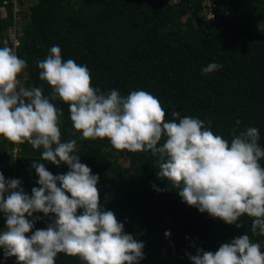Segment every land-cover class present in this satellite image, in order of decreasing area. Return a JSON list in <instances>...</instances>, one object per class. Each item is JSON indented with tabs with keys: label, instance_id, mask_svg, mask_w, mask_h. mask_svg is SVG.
Masks as SVG:
<instances>
[{
	"label": "trees",
	"instance_id": "16d2710c",
	"mask_svg": "<svg viewBox=\"0 0 264 264\" xmlns=\"http://www.w3.org/2000/svg\"><path fill=\"white\" fill-rule=\"evenodd\" d=\"M29 1L27 11H20V35L13 45L4 35L16 25L12 0H0L6 15H0V47L14 48L27 62L19 74L21 86L41 87L44 95L50 86L39 79L37 62L46 58L53 45L61 48L63 60L73 59L86 65L91 74V86L100 92L118 90L122 96L144 90L154 95L166 112L181 117L191 116L212 123L210 130L231 141V130L241 123L259 129L260 145L264 148V40H248L235 35L227 26L206 19L201 11L206 3L219 6L223 16L235 28L264 31V0H18ZM223 67L202 75L209 63ZM62 110L61 140L77 141L80 162L99 176L97 184L100 204L115 213L124 223V231L143 242L144 259L140 264H192L188 254L197 249L215 252L222 243L248 234L261 245L264 236L251 233L252 218H240V228L227 225L208 213L182 202L178 190L157 178L156 157L150 152H128L114 149L107 138L81 139L73 135L69 107L63 101H53ZM163 142V141H162ZM0 137V172L5 179L11 165L13 178L31 195L38 176L33 160H40L53 175L66 174L67 165L59 167L42 161L43 149H33L28 143L13 146ZM115 156H126L128 166ZM264 166V160L260 161ZM59 186V185H58ZM155 186V187H154ZM160 189L161 191H158ZM70 196V193H66ZM82 210H78L79 212ZM34 228H46L50 218L36 213ZM6 224L0 213V231ZM167 237L170 252H163ZM31 235V233L27 234ZM161 254L166 255L165 258ZM16 264V260L14 261ZM55 264H83L78 257L58 253Z\"/></svg>",
	"mask_w": 264,
	"mask_h": 264
},
{
	"label": "clouds",
	"instance_id": "9594fccd",
	"mask_svg": "<svg viewBox=\"0 0 264 264\" xmlns=\"http://www.w3.org/2000/svg\"><path fill=\"white\" fill-rule=\"evenodd\" d=\"M37 66L39 79L51 88L49 95L41 87L21 86L18 76L27 62L12 48L0 47V137L42 148V161L57 167L64 164L69 170L53 175L44 163L33 160L39 187H33L31 195L20 179H5L0 172V213L6 221L0 248L5 259L15 257L16 264H55L58 253L78 257L83 264H140L144 259V243L126 233L115 213L101 206L99 176L74 154L77 141L62 142L63 113L53 103L57 99L69 107L73 135L107 138L118 151L150 152L157 158V178L178 190L182 202L237 228L247 215L252 218L251 233L264 236V166L260 163L264 148L258 128L238 130L237 120L229 142L210 130V120L206 126L205 121L181 117L177 111L166 120L160 101L144 90L122 96L116 89L103 93L93 88L87 66L63 60L58 45ZM222 67L209 63L201 73ZM78 210L82 211L78 214ZM36 213L51 222L32 231L38 217H28ZM188 257L192 264H264L261 245L248 234L222 243L215 252L199 248Z\"/></svg>",
	"mask_w": 264,
	"mask_h": 264
},
{
	"label": "rangeland",
	"instance_id": "374dc122",
	"mask_svg": "<svg viewBox=\"0 0 264 264\" xmlns=\"http://www.w3.org/2000/svg\"><path fill=\"white\" fill-rule=\"evenodd\" d=\"M168 2H174V1H177V0H167ZM29 4H30V2L29 1H26V4H24L23 5V8L27 11L28 10V7H29ZM21 8H18V10H20ZM210 11H211V8L208 6V3H206L205 5H204V7H203V10L201 11V13H202V15L206 18V19H211L212 18V14L210 13ZM0 15L1 16H5L6 15V10H5V8L4 7H2V8H0ZM14 28L15 27H12V28H9V29H7V30H5V32H6V34H10L11 35V42L13 43V45H17V43H18V39L15 37V35H14V33H13V31H14ZM17 35H20V32H18V34ZM10 37V36H9ZM13 51H14V48H13ZM20 82H25V79L24 78H20V79H18ZM19 147V144H15L14 146H13V154H15V152H16V149ZM109 156L111 157V158H116V160L121 164V165H123V166H128V164H129V159L126 157V156H120V155H117V156H115V154H109ZM11 165L9 164V165H6L5 166V170H7V174H9V179L10 178H13V177H11L10 176V174H11ZM4 227H5V224L3 225V227L1 228V231H3V229H4ZM163 239H165L166 240V242L168 241V238L164 235L163 236ZM169 242H167L166 243V247H165V250L163 251V252H165V254L167 253V252H170L169 251ZM162 255V257L163 258H165L166 257V255H164V254H161ZM14 261H15V257H9V258H7V259H5L4 258V256H3V249L2 248H0V264H14Z\"/></svg>",
	"mask_w": 264,
	"mask_h": 264
},
{
	"label": "water",
	"instance_id": "95a60500",
	"mask_svg": "<svg viewBox=\"0 0 264 264\" xmlns=\"http://www.w3.org/2000/svg\"><path fill=\"white\" fill-rule=\"evenodd\" d=\"M212 20L220 25L227 26L235 35L243 36L248 40H264V31L256 32V31H245L239 28H235L228 20H226L221 12L219 6L213 5L211 10ZM170 251V249H169Z\"/></svg>",
	"mask_w": 264,
	"mask_h": 264
},
{
	"label": "built area",
	"instance_id": "2783aa9c",
	"mask_svg": "<svg viewBox=\"0 0 264 264\" xmlns=\"http://www.w3.org/2000/svg\"><path fill=\"white\" fill-rule=\"evenodd\" d=\"M12 3H13V10L15 13V22H16V25H13L12 27H15L13 33H14L15 37L17 38L18 37V35H17L18 31H20V23L22 22L21 17L18 15V13L20 12V10H24V9L21 5H19L18 0H12ZM208 6L212 10L213 4L208 3ZM18 8H21V9L18 10ZM210 13H211V11H210ZM12 27H10V28H12ZM5 37L11 42V35L10 34H6Z\"/></svg>",
	"mask_w": 264,
	"mask_h": 264
}]
</instances>
